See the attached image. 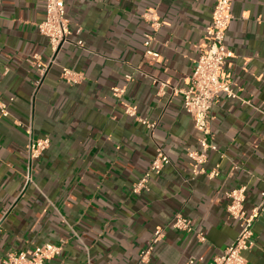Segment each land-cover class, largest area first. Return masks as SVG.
Here are the masks:
<instances>
[{"label":"crops","instance_id":"0c3cea01","mask_svg":"<svg viewBox=\"0 0 264 264\" xmlns=\"http://www.w3.org/2000/svg\"><path fill=\"white\" fill-rule=\"evenodd\" d=\"M215 2L65 0L79 30L73 41L84 47L66 43L54 55L38 29L46 0H0V97H14L10 116L0 117V257L52 243L61 251L46 264H210L234 241L240 225L226 192L246 187L247 210L264 192V0H234L225 69L239 98L216 100L215 150L194 175L187 153L202 135L177 89L187 87L206 45ZM149 10L160 18L157 30ZM64 67L82 81L62 78ZM114 88L126 91L117 96ZM32 137L51 142L30 162ZM159 149L169 164L152 176L150 191L133 193ZM177 213L192 219L193 231L170 225ZM158 228L163 236L142 260ZM245 255L264 264V214Z\"/></svg>","mask_w":264,"mask_h":264},{"label":"built area","instance_id":"2783aa9c","mask_svg":"<svg viewBox=\"0 0 264 264\" xmlns=\"http://www.w3.org/2000/svg\"><path fill=\"white\" fill-rule=\"evenodd\" d=\"M234 0H216L212 9V21L206 30V45L195 61V66L187 87L177 89L183 98V108L193 120L194 127L201 133L200 148L187 153L191 160L194 175L204 172V165L208 159V152L215 150V146L209 141L212 125V109L221 93H226L228 97L239 98L232 87L230 74L225 69L227 61L233 57V52L227 45L228 30L233 19ZM144 16L151 22L154 29H159L161 21L157 13L153 10L146 11ZM39 32L46 36L52 50V54H57L66 43H75L79 47H84V41L77 39L73 41L75 34L79 30L71 28L67 17L65 0H46V17L38 24ZM153 40L152 35H148L145 41L146 46H150ZM148 55L158 57L157 53L147 50ZM37 67L45 71L42 63L37 62ZM62 78L70 83L77 84L83 79V74L76 72L69 67L62 69ZM125 88H114L117 96L125 93ZM14 97L2 99L0 97V117L10 116L11 105ZM126 112L131 116L136 115L134 108L128 107ZM144 125L154 129L156 124L147 120H141ZM50 138L30 139L28 144V156L30 162L39 158L50 146ZM170 162L167 154L159 149L157 155L149 165L145 174L132 185V192L140 194L151 189V179L153 175H160L165 166ZM217 175L213 171L210 176ZM26 182H32V174H26ZM230 202L227 207L230 217L239 222L240 231L234 241L226 247L222 254L215 256L210 264H248L245 253L254 245V225L257 219L264 214V192H262V202L247 210L245 207L246 187H239L226 192ZM170 225L178 230L191 232L194 230L191 218L177 213ZM1 223H0V231ZM163 228L154 231L153 238L148 248L141 253V259L145 260L154 250L155 245L162 238ZM197 237L204 241L205 234L197 232ZM61 246L45 243L38 245L31 250L10 252L4 257H0V264H46L47 260L58 255ZM187 264H194L191 258Z\"/></svg>","mask_w":264,"mask_h":264}]
</instances>
